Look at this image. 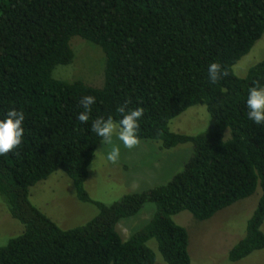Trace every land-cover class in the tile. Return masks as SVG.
<instances>
[{
  "label": "trees",
  "instance_id": "obj_1",
  "mask_svg": "<svg viewBox=\"0 0 264 264\" xmlns=\"http://www.w3.org/2000/svg\"><path fill=\"white\" fill-rule=\"evenodd\" d=\"M264 32V0H0V119L9 109L24 113L21 145L0 156V197L21 232L0 245V264H153V239L164 264H189L186 230L171 216L188 211L205 220L216 211L259 195L243 235L227 251L238 261L264 247V125L248 119V90L264 86V60L237 77L232 66ZM77 36L104 55L102 83L51 76L72 58ZM219 62L229 75L216 83L208 66ZM84 95H93L87 123L77 119ZM142 107L140 140L160 148L190 143L192 153L166 183L123 194L82 225L61 229L29 200V187L59 169L76 197L101 138L97 117L118 123L117 107ZM201 104L207 127L175 133L168 121ZM227 130V137L224 132ZM149 202L148 221L121 239L116 222Z\"/></svg>",
  "mask_w": 264,
  "mask_h": 264
},
{
  "label": "rangeland",
  "instance_id": "obj_2",
  "mask_svg": "<svg viewBox=\"0 0 264 264\" xmlns=\"http://www.w3.org/2000/svg\"><path fill=\"white\" fill-rule=\"evenodd\" d=\"M68 43L72 51L70 62L55 65L51 76L68 82L79 80L93 87L101 86L104 55L99 47L77 36L71 37ZM261 60H264V32L232 66V72L237 77H244L248 68ZM208 122L209 116L204 105L196 104L171 118L168 129L175 133L194 135L203 131ZM224 137H227V130ZM114 141L121 148L119 163L112 164L106 160L107 149L102 147L100 141L87 166L83 188L90 201H80L70 179L56 169L29 187L30 202L61 229L79 226L97 213L93 202L107 205L125 193L139 192L166 183L182 169L193 151L190 143L160 148L159 141L140 140L136 148L128 150L115 137ZM258 195L259 188L256 187L248 197L216 211L205 220H196L185 210L172 215V221L186 230L189 264H264V247L238 261L229 262L226 258L230 246L243 235L245 221ZM153 211L154 205L145 202L134 215L119 219L115 230L120 238L126 239L142 227ZM260 229L264 234V222ZM20 232V224L8 215L0 197V245ZM145 244L154 253L153 264H164L155 241L149 239Z\"/></svg>",
  "mask_w": 264,
  "mask_h": 264
},
{
  "label": "clouds",
  "instance_id": "obj_3",
  "mask_svg": "<svg viewBox=\"0 0 264 264\" xmlns=\"http://www.w3.org/2000/svg\"><path fill=\"white\" fill-rule=\"evenodd\" d=\"M207 71L212 83L229 75V71L219 62H211ZM95 102L96 97L93 95H84L79 99L78 104L83 108V111L78 113L77 119L81 123L89 121L91 106ZM127 103L125 101V104L116 109L121 114L118 123L111 116L97 117L91 123V131L101 138L102 147L107 149L106 160L112 164L119 163L121 154L120 145L115 143L114 137L128 150L136 148L140 144L137 133L139 119L143 116L144 109L142 107L127 109ZM246 107L248 119L257 125H264V86H260L258 81H254L253 86L248 90ZM24 119V113L15 108L9 109L5 118L0 119V156L14 151L21 145Z\"/></svg>",
  "mask_w": 264,
  "mask_h": 264
}]
</instances>
